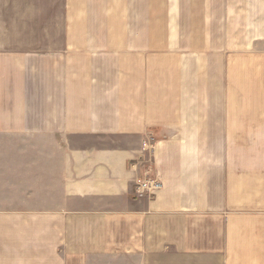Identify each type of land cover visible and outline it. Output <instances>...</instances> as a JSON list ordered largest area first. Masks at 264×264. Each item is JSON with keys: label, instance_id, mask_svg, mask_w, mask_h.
Here are the masks:
<instances>
[{"label": "crops", "instance_id": "obj_1", "mask_svg": "<svg viewBox=\"0 0 264 264\" xmlns=\"http://www.w3.org/2000/svg\"><path fill=\"white\" fill-rule=\"evenodd\" d=\"M61 5L0 20V264H264V0Z\"/></svg>", "mask_w": 264, "mask_h": 264}, {"label": "rangeland", "instance_id": "obj_2", "mask_svg": "<svg viewBox=\"0 0 264 264\" xmlns=\"http://www.w3.org/2000/svg\"><path fill=\"white\" fill-rule=\"evenodd\" d=\"M62 0H0V20H4L7 25H11L9 35L13 39L8 40V45L26 46L28 43L42 45L43 37L49 35L51 25L54 27L55 21L60 20ZM4 23V22H2ZM5 35L6 31L0 34ZM31 34V35H30ZM33 37V38H32ZM250 147L264 150V140L249 141ZM261 158V156H260ZM264 158V156H262ZM149 167L148 177L145 180L157 181L153 178ZM123 261V260H120Z\"/></svg>", "mask_w": 264, "mask_h": 264}, {"label": "built area", "instance_id": "obj_3", "mask_svg": "<svg viewBox=\"0 0 264 264\" xmlns=\"http://www.w3.org/2000/svg\"><path fill=\"white\" fill-rule=\"evenodd\" d=\"M148 182H149V186L152 188V189H158V188H160V183L159 182H155V181H150V180H148ZM144 186H145V184H143Z\"/></svg>", "mask_w": 264, "mask_h": 264}]
</instances>
